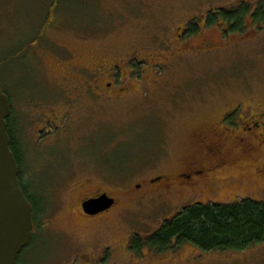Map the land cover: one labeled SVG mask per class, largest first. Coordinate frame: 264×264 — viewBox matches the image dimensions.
Segmentation results:
<instances>
[{
  "label": "rangeland",
  "instance_id": "374dc122",
  "mask_svg": "<svg viewBox=\"0 0 264 264\" xmlns=\"http://www.w3.org/2000/svg\"><path fill=\"white\" fill-rule=\"evenodd\" d=\"M262 4L0 0L4 84L43 96L15 93L18 103L31 102L21 119L25 172L48 181L45 228L20 264H264V242L238 253L191 245L163 255L131 252L136 236L150 237L191 205L264 201V149L243 158L233 138L225 151L235 148L239 159L228 154L212 188L161 199L152 191L161 185L148 183L173 180L200 134L213 141L227 112L264 113V19H255ZM243 5L242 28L233 31L222 14ZM37 100L43 119L31 110ZM96 191L115 195L118 205L85 223L80 200Z\"/></svg>",
  "mask_w": 264,
  "mask_h": 264
},
{
  "label": "trees",
  "instance_id": "16d2710c",
  "mask_svg": "<svg viewBox=\"0 0 264 264\" xmlns=\"http://www.w3.org/2000/svg\"><path fill=\"white\" fill-rule=\"evenodd\" d=\"M247 6L243 5L240 10L234 13H223L222 19L234 23L231 27L233 31H240L242 19L247 11ZM216 16V15H215ZM256 20L264 19V4L258 8L255 14ZM213 19L211 18L210 23ZM195 32V28L191 30ZM3 63V62H2ZM0 83L3 91L7 94L6 85L0 74ZM3 84V85H2ZM17 91L23 92L18 85H14ZM19 95V93H17ZM21 95L23 93H20ZM22 98V97H21ZM16 99H12V115L8 119V133L11 139V150L19 166V180L21 188L27 199L34 208V221L39 216L40 204L37 202L38 193H43L42 188H38V181L42 177L30 175L25 172L24 163L26 149L21 134L22 128L16 126L14 120L17 105ZM14 122V124H13ZM50 173V172H47ZM46 207L47 203L43 197ZM36 238V237H35ZM32 241L34 246L36 239ZM264 242V201H254L245 199L233 204H194L186 207L172 219L167 220L162 228L150 237L136 236L131 243V252L138 256H143L147 250L152 254L163 255L169 252L178 251L180 248L191 245L203 253L207 252H243L247 249ZM25 253V250H24ZM22 254L18 263H21Z\"/></svg>",
  "mask_w": 264,
  "mask_h": 264
},
{
  "label": "flooded vegetation",
  "instance_id": "af4514ba",
  "mask_svg": "<svg viewBox=\"0 0 264 264\" xmlns=\"http://www.w3.org/2000/svg\"><path fill=\"white\" fill-rule=\"evenodd\" d=\"M206 21L207 19L204 20V24L206 23ZM10 81L12 85V80ZM108 86H110V84H108ZM15 93H19L18 96L20 98L22 97V100L28 95L32 98H37L38 95L39 98H43L42 93L38 91L36 92V90H32L29 92V90H26L25 88L23 89V92H21L17 91L14 87L11 86V89H7V96L9 98L11 106V115L12 99H16ZM20 93L23 94L21 95ZM27 103L29 104L31 102L29 100H26V102L23 101L19 105H17V107H15L16 115L14 120L16 121V126L18 128H22L23 132H25L26 125L24 122V117L23 121L21 119L22 114H25V107L28 106ZM35 105H37V107L34 106V108H32L31 110L36 111L35 113L38 119H43V115L40 111H42L45 107H43L42 101L37 100ZM238 113H240V109L238 107L227 112L226 116L219 123V129H214L215 133L213 136V141L209 140L204 132L200 134V145L196 149V153H194L193 156H190L189 159L185 160L184 166L176 174V176L173 177V180L167 178V176H157L155 178L149 179L148 183L151 186L161 185L160 187L152 189L153 193L159 195L158 198L160 197L161 199H167V197L176 194V189L177 194H189L190 196H195L205 188H212V185L214 184L213 174L229 163V160L227 158L228 154L233 152V154H230L232 161L239 159V157H237L235 154V148H231L230 150H228V154H226L227 152L225 151L224 143L225 141L230 140L229 138H233V140L235 141L234 147L236 145L239 146L238 154L241 155V157L251 158L255 154H260V152H262L264 149V113L254 114L251 117H247L242 114L238 115ZM261 171L264 173V165H262L260 169H258V172ZM42 183L44 184L45 188L48 182H45L44 180L38 181L37 184L39 186L37 187L42 188L43 186H40V184ZM137 187L142 188V185L138 184ZM103 194H107L110 198L114 199V204L109 209L97 214L86 213L84 211L83 204L90 199H97ZM37 195L40 199L37 203L40 204L41 210L39 211L37 221H34L33 238L28 247L25 249V253L23 251L22 257L25 256L28 250H30L32 241L35 238L36 231H42L45 228V222L42 218L45 215L47 209L46 205L42 203L43 197L45 198V195L41 192ZM117 205V197L115 195H110L107 192L96 191L89 195H83V198L80 200L79 204L81 220L85 223H92L103 218L104 216H110L111 212ZM107 254L110 255L111 252L108 250ZM105 261L106 259H100V262L102 263Z\"/></svg>",
  "mask_w": 264,
  "mask_h": 264
},
{
  "label": "water",
  "instance_id": "95a60500",
  "mask_svg": "<svg viewBox=\"0 0 264 264\" xmlns=\"http://www.w3.org/2000/svg\"><path fill=\"white\" fill-rule=\"evenodd\" d=\"M10 115V101L0 83V264H17L34 230V209L21 188L19 166L11 150ZM113 204L114 199L103 194L86 201L83 208L86 213L97 214Z\"/></svg>",
  "mask_w": 264,
  "mask_h": 264
}]
</instances>
